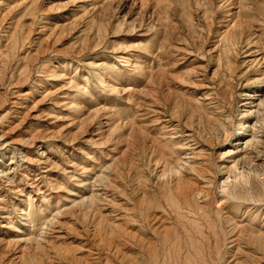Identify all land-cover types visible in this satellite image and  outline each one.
<instances>
[{
	"label": "rangeland",
	"instance_id": "obj_1",
	"mask_svg": "<svg viewBox=\"0 0 264 264\" xmlns=\"http://www.w3.org/2000/svg\"><path fill=\"white\" fill-rule=\"evenodd\" d=\"M0 264H264V0H0Z\"/></svg>",
	"mask_w": 264,
	"mask_h": 264
}]
</instances>
